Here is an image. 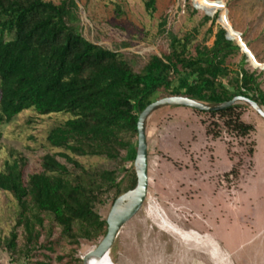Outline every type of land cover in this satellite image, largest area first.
<instances>
[{
	"label": "rangeland",
	"instance_id": "1",
	"mask_svg": "<svg viewBox=\"0 0 264 264\" xmlns=\"http://www.w3.org/2000/svg\"><path fill=\"white\" fill-rule=\"evenodd\" d=\"M146 1H76L82 38L122 55L138 73L151 56L168 55V34L180 39L193 34L191 50L196 45L211 47L213 37L208 31L214 21L213 33L222 25L254 56L252 66L246 63L245 69L259 75L264 92V71L255 68L264 65V0H155L152 15L146 12ZM205 17L210 20L205 22ZM163 21L166 25L160 30ZM241 55L227 61L232 70L238 69ZM168 96L160 90L151 100ZM69 119V115L39 116L29 110L9 123H0V172L6 162L22 160L25 181L41 173L45 156L63 153L48 144L49 132ZM241 120L254 127L249 138L222 130L221 138L213 140L205 135L202 124L215 121L209 116L176 107L159 108L150 116L145 126L148 194L142 209L121 229L111 248L114 264H215L203 248L161 231L155 213L180 230L218 245L222 264H264V120L248 107L242 110ZM126 141L134 145L137 139L127 137ZM124 157L121 152L116 161L75 158L87 170L115 171L118 181L122 180L119 195L111 192L104 204L95 206L105 221L113 198L124 195L129 185L126 170L134 171V164L122 162ZM67 169L73 172L71 166ZM233 169L237 176L230 174ZM19 214L14 198L0 191V264H82V257L103 239L98 243L81 241L75 248L45 220L40 244L49 243L52 252L34 249L29 257L23 228L17 226ZM12 233L17 236L14 251L7 248ZM58 257L64 260L58 263Z\"/></svg>",
	"mask_w": 264,
	"mask_h": 264
},
{
	"label": "trees",
	"instance_id": "2",
	"mask_svg": "<svg viewBox=\"0 0 264 264\" xmlns=\"http://www.w3.org/2000/svg\"><path fill=\"white\" fill-rule=\"evenodd\" d=\"M56 1L0 0V123H9L29 110L39 116L71 117L49 132L48 144L63 153L45 156L41 173L25 181L22 160L6 162L0 172V191L11 195L19 207L17 226L23 228L29 257L34 249L52 252L49 243L40 244L45 220L75 248L81 241L98 243L104 238L107 224L95 206L104 204L111 192L119 195L122 180L118 181L115 171L87 170L75 158L116 161L124 152L122 162L134 164L137 142L133 145L126 138L137 139L139 113L160 90L168 97L211 105L244 97L264 107L259 75L245 69L243 54L237 70L227 65L240 49L226 40L222 28L213 33L214 21L208 31L213 37L211 47L196 45L191 50L193 34L181 39L168 34V55L151 56L135 73L122 55L82 38L79 0ZM145 9L152 15L155 0H147ZM165 25L163 21L160 30ZM244 108L235 105L217 112H194L215 120L202 122L208 138L220 139L225 130L246 139L254 127L241 120ZM253 153V148L248 151L250 156ZM230 174L237 176L235 169ZM126 175L130 181L125 193L136 184L133 170H126ZM16 239L12 233L7 242L10 251L16 249ZM63 260L57 258L58 263Z\"/></svg>",
	"mask_w": 264,
	"mask_h": 264
},
{
	"label": "water",
	"instance_id": "3",
	"mask_svg": "<svg viewBox=\"0 0 264 264\" xmlns=\"http://www.w3.org/2000/svg\"><path fill=\"white\" fill-rule=\"evenodd\" d=\"M194 8L196 6L194 5ZM209 16L208 14H206ZM210 17V16H209ZM221 28L225 31L226 40L234 42L240 49V52L245 55L246 63L251 65V61L254 62V56H251L246 49V45H241L239 40L233 38L228 35V31L220 25ZM252 66V65H251ZM262 71H264V65L262 68L256 67ZM235 105H244L252 109L260 118L264 120V107L258 106L255 102L251 101L250 99L244 97H236L233 100L223 103V104H207L203 102H199L190 98L185 97H167L160 99L151 103L149 106L144 108L142 112L139 113L136 130H137V149H136V158L134 161V172L136 176V184L127 193L118 197L112 209L106 217V224H107V231L104 238L101 242L93 248L91 251L87 252L82 257V264H87V261L94 255L100 254L101 256L104 253H108L116 238L118 237L121 229L137 215V213L142 209L143 204L146 201L147 194H148V165H147V142H146V134H145V126L146 122L150 118V116L157 111L159 108L164 107H176V108H187L193 111L204 112V113H211L217 112L221 110H225L231 106ZM133 192V199L128 207V209L123 213H117L116 207L120 199Z\"/></svg>",
	"mask_w": 264,
	"mask_h": 264
},
{
	"label": "bare ground",
	"instance_id": "4",
	"mask_svg": "<svg viewBox=\"0 0 264 264\" xmlns=\"http://www.w3.org/2000/svg\"><path fill=\"white\" fill-rule=\"evenodd\" d=\"M132 199H133V192H131L128 195L123 196L117 204V207H116L117 213L125 212L128 209ZM162 216L164 215H161L160 213H155V215L153 216L156 220V223H158L157 227H159L161 231L177 236L178 238H180V240H183L186 243H193L196 246L203 248L202 250H205L208 252V256L215 264H222L220 262V254L218 252V249L216 248L218 245L214 246V244L210 240H203L202 237L204 236L201 237L197 233H188V232H184L180 230L179 227L177 228L176 226H174L168 219L165 218V216L164 217ZM110 251L107 254L106 253L102 254L101 256H99L100 254H94L87 261V264H114L111 258V255H110L111 254ZM221 259L224 260L223 258Z\"/></svg>",
	"mask_w": 264,
	"mask_h": 264
},
{
	"label": "crops",
	"instance_id": "5",
	"mask_svg": "<svg viewBox=\"0 0 264 264\" xmlns=\"http://www.w3.org/2000/svg\"><path fill=\"white\" fill-rule=\"evenodd\" d=\"M251 55V54H250ZM252 56V55H251Z\"/></svg>",
	"mask_w": 264,
	"mask_h": 264
}]
</instances>
